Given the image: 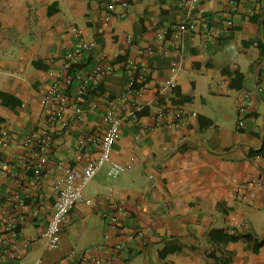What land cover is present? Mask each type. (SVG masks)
I'll return each mask as SVG.
<instances>
[{
	"label": "crops",
	"instance_id": "crops-1",
	"mask_svg": "<svg viewBox=\"0 0 264 264\" xmlns=\"http://www.w3.org/2000/svg\"><path fill=\"white\" fill-rule=\"evenodd\" d=\"M106 9L107 0H0V260L264 264V0H197L190 14L181 0H132L109 20ZM75 28L91 47L67 69ZM99 61L115 70L89 88L82 116L44 102L55 82L74 93V73ZM132 76L140 93L127 89ZM109 109L124 115L112 158L128 168L113 177L106 163L84 188L95 204L79 202L61 243L47 246L62 180L100 155ZM45 126L54 142L38 178L25 140ZM116 203L121 226L144 236L110 224Z\"/></svg>",
	"mask_w": 264,
	"mask_h": 264
},
{
	"label": "built area",
	"instance_id": "built-area-1",
	"mask_svg": "<svg viewBox=\"0 0 264 264\" xmlns=\"http://www.w3.org/2000/svg\"><path fill=\"white\" fill-rule=\"evenodd\" d=\"M132 0H107V9L105 17L107 20L111 19L117 5L121 4L127 6ZM197 0H181V4L188 9V14L195 8ZM229 24L232 21L229 20ZM187 24L180 26L179 31L176 33L180 36L181 33L189 30ZM213 30L206 27L204 32L206 34H212ZM215 32H222L218 29ZM75 33L79 36L73 49H71L65 56L66 68H70L71 65L81 63L85 53L90 49L91 42L87 41L83 36L82 28H75ZM161 37H164L161 34ZM132 36H129V40ZM115 67L112 63L99 61L91 69L87 71H76L74 73V79L77 80L75 92L71 93L64 90L61 85L55 82L48 90L44 102H52L56 105V114L62 115L68 106H73L76 113L82 116L83 113V98L88 93L89 88L93 85L103 81L108 75L112 74ZM131 72V71H130ZM171 86H176L175 80L171 81ZM129 90H135L140 93L141 89L136 88V79L134 76L129 81ZM128 90V91H129ZM138 106L134 108V111L138 110ZM247 105L241 103L239 105V111L245 112ZM105 120L107 129L101 140V153L100 155L88 161L83 167H74L67 171V174L62 180V185L56 197L54 213L49 220L43 236L46 239L47 246H58L61 243V232L65 225L67 217L70 211L79 203L84 202L86 205H94L95 200L87 197L84 192L85 186L99 173L102 167L108 163L107 173L113 177H118L126 172L128 165L112 158V152L115 143L121 136L122 124L124 115L120 112L109 109L106 112ZM245 123L244 118L239 119V126H243ZM180 123H176L178 125ZM54 142V135L51 128L48 126L42 127L39 133H34L28 136L25 140L28 146L30 157H27L25 164L29 163L33 168L34 175L40 178L44 175L45 165L49 159V151ZM259 189L264 194V181L259 184ZM126 213L125 205L116 203L113 205L112 212H105L106 218H109L110 224L113 227L120 228L121 231L130 237H134L135 233H130L126 226L122 225V216ZM137 236H144L143 230L136 232ZM2 238L0 237V240ZM13 258H17L15 252L12 253ZM0 264H9V261L0 260ZM79 264H113V257H85L81 259Z\"/></svg>",
	"mask_w": 264,
	"mask_h": 264
},
{
	"label": "trees",
	"instance_id": "trees-1",
	"mask_svg": "<svg viewBox=\"0 0 264 264\" xmlns=\"http://www.w3.org/2000/svg\"><path fill=\"white\" fill-rule=\"evenodd\" d=\"M263 23H264V21H262ZM263 28H264V24H263ZM259 45H260V47L262 48V51H263V54H262V57H261V59H260V61L264 58V40L263 39H261L260 41H259ZM76 65L75 64H73V65H71L70 66V69L71 68H73V67H75ZM4 97H9V95L8 94H6V93H1ZM249 234H247V236H248Z\"/></svg>",
	"mask_w": 264,
	"mask_h": 264
}]
</instances>
